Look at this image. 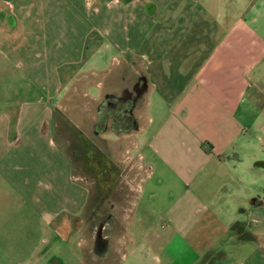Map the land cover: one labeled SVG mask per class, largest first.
Wrapping results in <instances>:
<instances>
[{"label":"crops","instance_id":"obj_1","mask_svg":"<svg viewBox=\"0 0 264 264\" xmlns=\"http://www.w3.org/2000/svg\"><path fill=\"white\" fill-rule=\"evenodd\" d=\"M184 2L0 0V179L43 189L31 199L47 221L71 227L86 219L87 173L107 191L129 156L141 183L95 257L264 264V200L240 195L247 158L264 167V41L228 8Z\"/></svg>","mask_w":264,"mask_h":264},{"label":"rangeland","instance_id":"obj_2","mask_svg":"<svg viewBox=\"0 0 264 264\" xmlns=\"http://www.w3.org/2000/svg\"><path fill=\"white\" fill-rule=\"evenodd\" d=\"M184 8H199L198 14L202 16L203 8H228L230 20L237 18L240 25H247L244 37L247 40L263 38L264 41V0H185ZM214 16L217 11L213 10ZM212 15V14H211ZM249 75L253 76L260 71L257 65ZM251 68V69H252ZM250 132L255 130L249 129ZM257 140V134L255 136ZM260 151L259 158L264 160V147ZM74 158V157H73ZM258 159V158H257ZM247 172L243 180L247 183V188H242L245 192L240 195L245 199L243 207H250L255 199L264 200V167H257L255 172L251 170L256 164V158H247ZM133 161L129 156H119L117 166L119 170L112 177L107 191L100 190L93 173L88 172V183L91 186V198L87 206L85 220L71 223V227H61L58 221L50 222L44 216L42 207L35 203L33 199L37 194L40 199L44 193L41 188L21 189L15 185L10 176L3 175L5 181L0 179V263L3 264H111L114 261L113 251L109 250L106 255L95 257L89 253V247L95 240L94 231L98 227L97 218L100 215L113 212L120 216V212L127 208L123 204L126 199H133L141 183L144 169ZM76 173H80L78 158H74ZM257 183V185L253 184ZM96 185V187H95ZM39 186V184H36ZM255 186L261 187L258 189ZM34 191V194H32ZM63 190H58L57 193ZM104 192L106 200L103 205H94L97 192ZM124 197V198H123ZM124 200V201H123ZM117 201L119 204L117 205ZM122 203V204H120ZM234 203V202H233ZM52 207V206H51ZM233 213H237L239 206L232 205ZM242 208V207H241ZM236 210V211H234ZM113 220L107 224L110 229L108 237L112 241L116 235V228L121 229L123 222ZM246 217V216H244ZM47 223V224H45ZM96 225V226H95ZM80 227V230H78ZM125 227V224H124ZM78 228V229H77ZM67 229V230H66ZM264 231V221L261 228ZM130 259L122 264H138L134 261V255L129 254Z\"/></svg>","mask_w":264,"mask_h":264},{"label":"flooded vegetation","instance_id":"obj_3","mask_svg":"<svg viewBox=\"0 0 264 264\" xmlns=\"http://www.w3.org/2000/svg\"><path fill=\"white\" fill-rule=\"evenodd\" d=\"M115 215H116L115 213H113V212L110 211L107 214H104L102 219L97 218L98 227L95 225L96 226V229L94 231V235H95L94 236L95 237V240H94V242H95V248H97V249L100 250L102 248L104 249V246L105 245H108V243H109V238L108 237L110 236V234H108V231L110 229H107L106 231H104L103 228H104V226H107V224H109V222L112 221L111 219L114 218ZM93 249H94V247H93ZM89 253L91 255L93 254V250H90V248H89Z\"/></svg>","mask_w":264,"mask_h":264},{"label":"water","instance_id":"obj_4","mask_svg":"<svg viewBox=\"0 0 264 264\" xmlns=\"http://www.w3.org/2000/svg\"><path fill=\"white\" fill-rule=\"evenodd\" d=\"M262 165H264V162H261Z\"/></svg>","mask_w":264,"mask_h":264}]
</instances>
